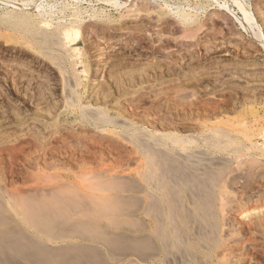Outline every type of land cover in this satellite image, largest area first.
<instances>
[{
	"label": "rangeland",
	"instance_id": "rangeland-1",
	"mask_svg": "<svg viewBox=\"0 0 264 264\" xmlns=\"http://www.w3.org/2000/svg\"><path fill=\"white\" fill-rule=\"evenodd\" d=\"M62 262L264 264V0H0V264Z\"/></svg>",
	"mask_w": 264,
	"mask_h": 264
},
{
	"label": "crops",
	"instance_id": "crops-1",
	"mask_svg": "<svg viewBox=\"0 0 264 264\" xmlns=\"http://www.w3.org/2000/svg\"><path fill=\"white\" fill-rule=\"evenodd\" d=\"M107 255V259H119L129 261H143L147 262L153 258L154 245L152 242H148L145 239H135L134 241H128L121 237L118 241L105 243L103 245ZM114 249V250H113Z\"/></svg>",
	"mask_w": 264,
	"mask_h": 264
},
{
	"label": "bare ground",
	"instance_id": "bare-ground-1",
	"mask_svg": "<svg viewBox=\"0 0 264 264\" xmlns=\"http://www.w3.org/2000/svg\"><path fill=\"white\" fill-rule=\"evenodd\" d=\"M72 32H73V31H72ZM77 33H78V32H77ZM64 34H65V33H64ZM68 35H69V34H68ZM68 35H67V36H68ZM57 36H58V35H57ZM55 38H57V37H55ZM48 40H49V39H48ZM57 42H58V41H57ZM55 43H56V42H55ZM61 43H62V42H61ZM61 43H58V44H61ZM38 44H39V43H38ZM63 44H67V43H64V42H63ZM60 46H61V45H60ZM65 46H66V45H65ZM65 46H64V47H65ZM73 48H74V47H73ZM75 48H76V47H75ZM71 49H72V48H71ZM72 52H73V51H72ZM71 56H72V55H71ZM103 112H104V111H103ZM102 119H103V118H102ZM109 119H111V118H109ZM106 121H107V120H106ZM143 121H144V120H143ZM99 122H101V120H99ZM97 123H98V122H97ZM147 123H148V122H147ZM111 124H112V123H111ZM109 125H110V124H109ZM88 262H89V261H88ZM60 263H61V262H60ZM62 263H63V262H62ZM63 264H64V263H63Z\"/></svg>",
	"mask_w": 264,
	"mask_h": 264
}]
</instances>
